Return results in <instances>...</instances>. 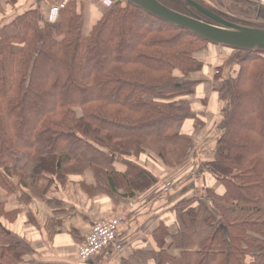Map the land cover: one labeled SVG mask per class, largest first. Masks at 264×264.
<instances>
[{
  "label": "trees",
  "instance_id": "obj_1",
  "mask_svg": "<svg viewBox=\"0 0 264 264\" xmlns=\"http://www.w3.org/2000/svg\"><path fill=\"white\" fill-rule=\"evenodd\" d=\"M208 44L125 2L105 10L87 33L75 0L55 29L37 11L17 16L0 29V188L14 193L6 175L21 171L20 183L43 198L40 174L90 169L109 195L123 182L148 189L152 181L140 169L128 166L137 172L127 180L114 163L143 153L168 167L184 162L192 139L178 128L204 126L185 100L201 84L190 78L204 68L193 54ZM236 66L228 79L214 77L224 125L209 167L223 194L207 189L203 198L179 202L176 233L160 225L157 257L138 254L133 263L264 264V53L245 52ZM167 242L178 255L164 250ZM27 253L0 225V264H23Z\"/></svg>",
  "mask_w": 264,
  "mask_h": 264
},
{
  "label": "crops",
  "instance_id": "obj_2",
  "mask_svg": "<svg viewBox=\"0 0 264 264\" xmlns=\"http://www.w3.org/2000/svg\"><path fill=\"white\" fill-rule=\"evenodd\" d=\"M67 1L0 0V29L27 11H37L39 20L44 22L50 6ZM75 1L82 7L84 33H87L103 15L104 8L92 0ZM204 50L200 52L211 56L197 59L204 68L190 78L201 84L193 96L185 98L191 104L192 114L203 118L204 126L192 130V122H185L178 128L181 133L191 134L192 139L184 162L168 167L156 156L143 153L137 157H122L114 163L115 172L127 180L137 172L127 171L128 166L140 169L152 181L148 189L140 192L123 182L124 185L116 187L109 195L98 187L93 171L85 169L65 171L60 178L56 174H40L36 186L46 193L39 198L20 183L21 171L6 175L16 191L7 193L0 188V203L6 214L0 219V225L25 245L28 253L22 258L23 264H77V248L91 227L115 213L124 214V218L114 244L96 254L88 264H135L132 259L136 255L147 253L156 258L159 250L153 232L162 225L170 235L176 233L174 208L179 202L200 199L207 189L217 195L223 194V186L209 168L224 125L223 105L213 90L215 78L211 70L219 69L226 61L222 56L228 53L211 45ZM128 193L133 194L128 196ZM168 244L164 250L176 256L178 251L168 249ZM147 264L154 262L150 259Z\"/></svg>",
  "mask_w": 264,
  "mask_h": 264
},
{
  "label": "water",
  "instance_id": "obj_3",
  "mask_svg": "<svg viewBox=\"0 0 264 264\" xmlns=\"http://www.w3.org/2000/svg\"><path fill=\"white\" fill-rule=\"evenodd\" d=\"M121 1L212 45L238 52L264 53V26L222 17L196 0H176L183 4V13L171 9L158 0Z\"/></svg>",
  "mask_w": 264,
  "mask_h": 264
},
{
  "label": "rangeland",
  "instance_id": "obj_4",
  "mask_svg": "<svg viewBox=\"0 0 264 264\" xmlns=\"http://www.w3.org/2000/svg\"><path fill=\"white\" fill-rule=\"evenodd\" d=\"M196 1L201 2L206 7H209L211 9H215V10L219 11L220 13H222L228 19L264 26V2L261 1V0H196ZM92 2H94L96 4H99L97 2V0H92ZM169 5H171V7L178 6V5H175L173 3H171ZM103 10L105 12V9H103ZM56 27H57V24L56 25H52V28L55 29ZM210 45H211V47L213 46V47L218 48V50L220 52L224 51V52L228 53L227 55L222 56L223 58H226V61L222 64V66L219 68V70L218 69L211 70L213 75H214V77L216 75L217 76L219 75L220 79H222V78H225V79L227 78L228 79L230 77V75H234V73H237L238 66H236V64L238 63V61L240 60L241 56L244 55L245 52H238V51L231 50V49H228V48H223V47L215 46V45H212V44H208L203 49L199 50L198 54H197V52L194 53L193 57L194 58L196 57L195 58L196 60L197 59L200 60V58L201 59H204V58L208 59L209 56H211V55H210V53H208V54L205 53L204 49H206L207 47H210ZM202 50H204V51L200 52ZM229 54H231V55L228 56ZM216 72H218L219 74L216 73ZM220 85H221V81L220 80H217V81L215 80L214 85H213L214 89H213V87H212V89L214 91H216L219 88ZM223 116H224V114H223ZM187 161H188L187 163L190 162V160H187ZM172 186H170V187L167 186V187L170 189V188H172ZM204 203H206L208 208L211 211H213L214 215L218 219V216L214 212V210L212 209L210 203L208 201H206V200L204 201ZM178 254L179 253H177V255Z\"/></svg>",
  "mask_w": 264,
  "mask_h": 264
},
{
  "label": "built area",
  "instance_id": "obj_5",
  "mask_svg": "<svg viewBox=\"0 0 264 264\" xmlns=\"http://www.w3.org/2000/svg\"><path fill=\"white\" fill-rule=\"evenodd\" d=\"M105 9L112 8L121 0H97ZM65 3H58L49 8L47 14V23L55 25L58 21L59 12L64 9ZM124 214L115 213L96 222L90 229L89 234L83 243L77 248L76 263L88 264L96 254L103 249L112 245L115 241L116 234Z\"/></svg>",
  "mask_w": 264,
  "mask_h": 264
},
{
  "label": "flooded vegetation",
  "instance_id": "obj_6",
  "mask_svg": "<svg viewBox=\"0 0 264 264\" xmlns=\"http://www.w3.org/2000/svg\"><path fill=\"white\" fill-rule=\"evenodd\" d=\"M168 4H171L172 3V1H166ZM206 7V6H205ZM180 8H182V9H179L178 7H175V9L176 10H180V11H182V12H184V10H183V8L184 7H182V6H180ZM206 8H208L210 11H212L213 13H215V14H217V15H220V16H224L222 13H220L219 11H217V10H215V9H211V8H209V7H206ZM192 13H194L193 11H191ZM225 17V16H224Z\"/></svg>",
  "mask_w": 264,
  "mask_h": 264
}]
</instances>
